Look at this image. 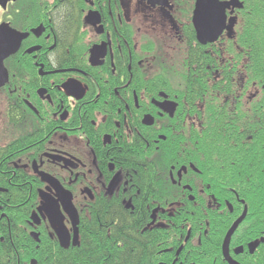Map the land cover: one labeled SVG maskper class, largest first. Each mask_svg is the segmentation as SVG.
Instances as JSON below:
<instances>
[{
    "label": "flooded vegetation",
    "instance_id": "flooded-vegetation-1",
    "mask_svg": "<svg viewBox=\"0 0 264 264\" xmlns=\"http://www.w3.org/2000/svg\"><path fill=\"white\" fill-rule=\"evenodd\" d=\"M257 1L202 22L201 44L197 0H0L13 50L0 77V248L73 250L104 228L94 214L122 212L143 217L157 264H229L223 243L234 264H264Z\"/></svg>",
    "mask_w": 264,
    "mask_h": 264
},
{
    "label": "trees",
    "instance_id": "trees-1",
    "mask_svg": "<svg viewBox=\"0 0 264 264\" xmlns=\"http://www.w3.org/2000/svg\"><path fill=\"white\" fill-rule=\"evenodd\" d=\"M256 30H257V64L253 76L257 80L260 91L264 93V0H258L256 5ZM251 74V71L247 72ZM250 76V75H249ZM205 84H203L204 88ZM263 87V89H262ZM199 89L200 94H205ZM207 91V88H205ZM203 90V91H202ZM264 103V100L262 101ZM261 105V104H259ZM258 105V106H259ZM248 157V155H246ZM264 195L257 193L255 203L262 202ZM112 214V213H111ZM94 214V220L102 221L103 229H87V234L79 248L64 251L57 244L49 243L41 245L36 251L26 253L27 243L11 246L2 245L0 248V264L14 262L15 264H27L30 258H34L37 264H157L159 241L152 234L139 235L137 226L143 217H129L127 213L115 212ZM113 223L108 236L107 224ZM158 241V242H157ZM10 256H16V260ZM10 260V262L8 261Z\"/></svg>",
    "mask_w": 264,
    "mask_h": 264
},
{
    "label": "water",
    "instance_id": "water-1",
    "mask_svg": "<svg viewBox=\"0 0 264 264\" xmlns=\"http://www.w3.org/2000/svg\"><path fill=\"white\" fill-rule=\"evenodd\" d=\"M147 1H152V0H147ZM236 0H230L227 3H219L217 0H197L196 2V10H195V18L197 22H200V25L195 26L196 31H197V39L199 40V42L201 44H204V42L201 40V37L204 36L205 34L202 33L203 32V28H202V22L203 24L209 21V26L211 27V25L213 23L216 22L219 23V21H223V12L224 9L227 7V5H231L235 2ZM212 29V28H211ZM206 31V30H205ZM217 30L214 31L211 35H213L214 37H216L214 34H216ZM219 33V32H218ZM206 36V35H205ZM208 37V36H206ZM215 39V38H214ZM212 41V40H209ZM13 52L7 50L6 48L2 47L0 44V77H3L4 79L6 78V72L3 68V59H5V56L7 57V55L11 54ZM2 83V82H1ZM68 199V203L70 202V199ZM64 207V206H63ZM70 207L72 208V205L70 204ZM67 207H65V213L67 212ZM53 216L54 218H51L49 221L51 223V227L54 230V232L59 236V243H60V247L66 249L68 247V243H69V237L68 234L66 232V230L64 229V226L62 224V220L63 217L60 215L59 210H57V207H54L53 209ZM239 221L236 222L233 227L230 229L226 241L228 240L229 235L235 230V228L237 227ZM74 226H76V222L73 224ZM73 244L72 245H76L77 244V235H76V229L74 231V238H73ZM226 250H227V244L223 243V254L225 259L227 260V262L229 264H234V262H232L229 258L228 255L226 254ZM30 264H35L34 261H32Z\"/></svg>",
    "mask_w": 264,
    "mask_h": 264
},
{
    "label": "bare ground",
    "instance_id": "bare-ground-1",
    "mask_svg": "<svg viewBox=\"0 0 264 264\" xmlns=\"http://www.w3.org/2000/svg\"><path fill=\"white\" fill-rule=\"evenodd\" d=\"M8 261L10 262V260H9V259H8ZM7 264H15V263H14V262H12V263L10 262V263H7Z\"/></svg>",
    "mask_w": 264,
    "mask_h": 264
}]
</instances>
